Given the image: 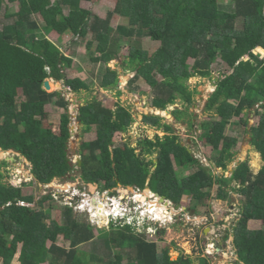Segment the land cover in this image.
<instances>
[{
	"label": "trees",
	"instance_id": "1",
	"mask_svg": "<svg viewBox=\"0 0 264 264\" xmlns=\"http://www.w3.org/2000/svg\"><path fill=\"white\" fill-rule=\"evenodd\" d=\"M81 1L0 0V149L24 156L38 183L64 178L73 167L68 157L70 115L61 114L58 133L44 128L37 117L48 103L68 106L61 91L48 92L43 82L46 78L63 81L74 92L89 90L90 84L66 78L63 69L69 65V57L43 31L58 30L63 24L57 40L62 34L79 37L82 31L89 33L86 47L91 74L103 89L118 86L117 72L106 64L120 58L127 47L122 69L135 72L127 83L129 92L141 94L148 87L151 107L162 111L180 101L171 113L189 130L196 128L189 105L197 91L189 89L187 80L193 76L211 78L213 65L220 60L227 69L218 74L216 87L206 100L204 109L211 116L198 123V138L211 148V163L225 168L224 159L233 157L238 144L236 136L227 131L228 125L246 126L242 114L252 110L259 121L251 127V143L263 160L257 173L244 160L229 177L213 174L180 142L172 125L156 114L145 115L143 121L163 136H146L136 147H120L113 143V137L129 129L134 121L131 110L119 103L111 109L93 98L79 108L83 132H96L95 139L80 144V178L102 190L114 188L116 181L140 190L148 185L174 204L189 195L193 208L204 203L200 192L207 191L210 197L217 185L216 197L226 200L229 184L238 181L243 204L234 226V245L245 264H264V229L247 227L249 221L264 224V57L253 52L255 48L264 51V0H231L228 5L221 0H115L105 16L82 7ZM114 15L127 18V25L113 27ZM99 37H108L109 42L98 53L92 46L100 42ZM143 37L158 43L157 47H145ZM139 80L145 84L143 88ZM3 177L0 172L2 264H13L16 255L19 264H90L91 260H101L96 253L87 255L77 249L93 237L88 222L79 221L69 207L61 211V221H56L53 212L58 205L50 203L51 195L42 196L33 207L18 204L20 200L33 203L35 197L24 195ZM113 227L100 236L105 248L113 244L120 250L131 249L126 257L120 250L113 251L106 259L109 264H209L205 258L194 263L183 255L170 259L168 249L159 251L156 242L147 240L143 232L130 225ZM60 234L69 247L58 245Z\"/></svg>",
	"mask_w": 264,
	"mask_h": 264
},
{
	"label": "rangeland",
	"instance_id": "2",
	"mask_svg": "<svg viewBox=\"0 0 264 264\" xmlns=\"http://www.w3.org/2000/svg\"><path fill=\"white\" fill-rule=\"evenodd\" d=\"M52 1L55 2V0ZM220 2L228 5L231 0H221ZM80 5L89 9L94 14L105 16L107 11L113 9L115 0H82ZM2 17L3 16H0V21L2 20ZM127 23V18L119 17L117 15L113 16V27H116L117 25H127ZM63 28L64 26L61 24L58 30L43 32L48 39L57 43L62 52L69 57V65L67 64L63 69L66 78H78L81 81H86L90 84V89H82L80 92H74L71 88L64 85L63 81H55L52 78H48L51 82L48 91H61L68 106L66 108H61L56 106L54 102L48 103L44 106V111L37 117L44 128H49L54 133H58L61 114L68 113L70 115L68 157L73 167L66 174V177L62 179L54 178L52 182L47 185H37L33 180H28L30 178L33 179L29 162L25 158L20 157L18 153L8 150L0 151V172L4 176V182L9 183L10 181V183L13 182L17 186H20L24 195L33 194L35 197L34 205H36L40 197L48 191L51 194L50 203H56L61 207L59 210L57 209V212L54 211L53 213V217L56 221H61V209H65V204L67 203L66 197L61 198L58 196V193H65V195H67L69 191L77 189L80 190V192H76V194L78 197L84 198V205L87 203L89 198L88 194L91 192L95 195L94 198L96 200L101 201V204H95V208L93 209L89 206L90 213H85L75 208L73 210L71 208L73 213H77V219L79 221L88 222L89 227L92 229V239H90L89 242L77 246L78 250L84 251L87 255L96 253L101 258L99 261L91 260L90 264H109L106 259L113 256V251L121 249L115 247L113 244H110L109 249L105 248L104 241H101L100 236L110 231L112 225H115V227H123L124 222L122 221L121 216L127 214L128 210H125L120 214L121 210L117 207L113 209L111 217L108 215L106 216L107 208L109 209L110 204H112L113 197L109 198L106 193H98L95 190L97 185L88 183L84 184L80 178V169L77 165L80 144L83 141H91L96 138L95 129L90 130L88 133H84L76 118L79 108L87 101L97 98L98 100H101L105 107L113 109L115 105L119 103L131 110L134 117L133 123L126 132H117L113 137V143L120 147H124L125 144L136 147L138 141L146 136L149 138H154L155 134L163 136L162 131L149 127L143 121L145 115L158 113L163 118V121L172 125L175 131L179 134L180 142L187 147H190L196 157L200 159L201 163L209 167L213 174L229 177L239 163L244 160L248 161L249 166L254 173H257L263 165L261 155L254 150L251 143V127L256 126L259 121V116L255 115L252 110H247L242 114V119L247 121L246 126H237L233 123L228 125L227 131L233 136H236L238 144L235 148V154L233 157L228 158L227 156V158L224 159L226 164L225 168L211 163V148L206 147L198 138L200 133L198 123L209 119L211 116V112H207L204 109V105L215 89L212 82H216L218 74L223 73L227 69L220 60L213 65L214 72L211 78L193 76L187 80V86L189 89H195L197 91L194 94L193 103L189 105V110L194 113L193 123L196 128L189 130L185 124L176 122L171 114V111L175 106L181 105L180 101L174 106H169L165 111H156L150 105L151 94L148 87H146L145 92L141 94L134 95L129 92L127 83L133 76L134 72L122 69V61L127 53V47L123 48L120 58L111 60L106 64L117 72L119 79L118 86L113 89H103L96 82L95 76L91 74L92 63L86 47L87 41L90 39V34L82 31L79 37H72L71 33H67L59 36L60 38L57 40L58 33ZM99 39L100 42L98 44L95 43L92 46V50H96L98 53L103 51L106 44L109 42L108 37H99ZM141 41L144 42L143 45L145 47L151 50L156 48V45L158 44L150 41L148 37L141 38ZM253 52L259 53L261 57H264V51L260 48H255ZM191 63L192 60H189V64ZM57 83L59 84L57 85ZM138 83L142 88L144 87L143 85H145L142 80H139ZM17 93V95L21 94L20 89ZM22 99L23 97L19 95L18 100L21 101ZM167 110H169L170 113H168ZM237 119L238 118H234L233 120L237 121ZM245 129H247V132H245ZM136 151L138 152L139 150L137 149ZM153 158L155 160L156 154H154ZM2 163H5V165H2ZM191 170L192 169L185 171L184 174L186 175ZM15 176L17 178H15ZM79 185L81 189L79 188ZM121 186L122 185L116 181V189L123 190V187ZM113 190L115 189H112V191ZM128 190L122 191L123 194H128L125 198L118 196L120 195L118 192L114 193L113 196L116 197V201L121 202V206H124V203L125 205H131L133 202L139 201L140 205H137V211L139 210V207H141L146 213L147 211H149L150 214L152 213L153 218L159 219L158 223L146 222V226L134 228L136 232H143L144 237L147 240L156 242L159 251L162 249H168L170 259H176L179 255H183L188 256V258L194 263L199 261L202 257H206L205 259H208L212 264H245L244 262H241L237 248L234 245V226L240 216L239 210L243 204L238 181H233L229 184L227 188L228 197L226 200H221L216 197L217 185L212 187L210 197L206 195L207 191L205 193L200 192V194L203 195L202 198L204 199V203L195 205L194 208L192 207L193 202L191 201L190 196L183 195L180 203L184 209L181 207L175 208L176 204L172 201H166L168 203L166 204L167 208H162L165 203L159 202L156 197H152L153 194L148 190H136L133 186H129ZM109 199L111 200L109 201ZM79 200L81 201L82 199ZM75 207L78 208L77 206ZM39 208L42 209L40 206ZM192 208L193 214L191 215L190 209ZM167 209L169 213L167 212ZM144 216L150 218L152 215L142 214L140 218ZM141 221L142 219L139 220V224H141ZM115 227H113L114 230L116 229ZM247 227L251 230L258 228L264 229V224H262L261 221H249ZM49 243L50 242H47V245H49ZM57 243L60 246H65L66 248L69 247V242L65 240L61 234L58 235ZM128 247L124 250H120L124 253V257H126L127 252L131 249V247L130 249ZM0 264H2L1 259ZM13 264H19L17 261V255L13 260Z\"/></svg>",
	"mask_w": 264,
	"mask_h": 264
},
{
	"label": "clouds",
	"instance_id": "3",
	"mask_svg": "<svg viewBox=\"0 0 264 264\" xmlns=\"http://www.w3.org/2000/svg\"><path fill=\"white\" fill-rule=\"evenodd\" d=\"M135 73V72H134ZM134 75V74H133ZM46 79H48V78H46ZM45 79V80H46ZM49 81H50V79H48ZM50 84H51V82H50ZM58 84V83H57ZM46 91H48V90H46ZM48 92H50V91H48ZM156 111H162V110H158V109H156ZM165 111V110H164ZM170 113V112H169ZM157 114V113H156ZM172 114V113H171ZM170 114V115H171ZM157 115H159V114H157ZM78 117H79V111H78V115H77ZM77 116H76V118H77ZM161 116V115H160ZM79 119H80V117H79ZM78 122H79V120H77ZM11 150V149H10ZM0 151H5V150H2V149H0ZM8 151V150H7ZM13 152H16V151H14V150H12ZM16 153H18V155H20V157H23V158H25L24 156H22L19 152H16ZM26 159V158H25ZM13 160H14V158H13ZM27 160V159H26ZM79 160H80V156H79V159H78V164L80 165L81 163H79ZM28 161V160H27ZM156 161H157V159H156ZM29 162V161H28ZM80 162H81V160H80ZM155 163V162H154ZM29 164H30V162H29ZM77 164V165H78ZM155 165H156V163H155ZM30 166H31V164H30ZM155 167H153V169H154ZM31 174H32V178L33 179H28L29 181H34L37 185H47V184H49L50 182H52V180L54 179H52L50 182H48V183H38L36 180H35V177H34V175H33V173H32V166H31ZM15 178H17L16 176H15ZM14 178V179H15ZM60 179H62V178H60ZM20 182H22V181H20ZM5 183H7V182H5ZM8 184H10V185H12V186H14V187H18V188H20V186H17L15 183H13V182H11L10 183V181H9V183ZM85 184V183H84ZM88 184H95V185H97L96 183H88ZM146 186H148V185H146ZM145 186V187H146ZM121 187H123L122 189L123 190H117L116 189V186L114 187V188H111V189H106V190H102L101 188H99V186L97 185V188L95 189L98 193H100V192H102L103 194L104 193H106L107 194V196L110 198V197H113L112 198V204H110V206H109V210H113V209H115V208H119L120 210H121V212H120V214L122 213V212H124L125 210H128L127 211V214H124L123 216H121V218H122V221L124 222V224L123 225H130L134 230H135V228L134 227H143V226H146V224L148 223V222H156V223H158V221H159V219H155V218H153V214L151 213H149V211H147V213H146V211L145 210H143V208H141V207H139V210L137 211V209H136V207H137V205H140V202L139 201H136V202H131L132 204L130 205V204H127V205H125V203H124V206L122 205L121 206V202H119V201H116V197L115 196H113L114 195V193H119L120 195H118V196H122L123 198H125V197H127L128 196V194H123V192L122 191H126V190H128V187L129 186H127V187H125V186H121ZM79 188L81 189V187H80V185H79ZM135 188V187H134ZM150 188V187H149ZM112 189H115V190H113L112 191ZM136 190H140V189H137V188H135ZM117 190V191H116ZM143 190V189H142ZM129 191V190H128ZM150 191H153V190H151L150 189ZM76 192H80V190H77V189H74L73 191H69L68 192V194L67 195H65V193H58V196L59 197H61V198H64V197H66V199H67V203L65 204V208L66 207H69L70 209L72 208L73 210H74V208L75 209H79V210H81V211H83V212H88V213H90V210H89V206L90 207H92V208H95L94 207V205L95 204H101V201H99V200H96L95 198H94V194L91 192L90 194H88V201H87V203L84 205L83 203L85 202V200H84V198H80V197H78L77 196V194H76ZM110 192H111V194H110ZM155 191H153L152 192V197H156V198H158L159 196H156L155 195V193H154ZM23 193V192H22ZM47 193V194H46ZM46 193H44L42 196H46V195H51L48 191H46ZM128 193V192H127ZM91 194H93V195H91ZM135 195H137V194H135ZM161 196V195H160ZM40 197V196H39ZM41 198V197H40ZM79 199H82L81 201L79 200ZM95 200V203H93L92 202V200ZM111 199H109V201H110ZM168 202V201H170V200H168V199H166V197H165V199H164V203L165 202ZM166 202V204H168ZM34 203H35V200H34V202L33 203H27V202H25V201H23V200H20V201H18V204H21V205H28V206H31V207H33V206H35L34 205ZM135 203V204H134ZM163 203V202H162ZM51 204H55L56 205V203H51ZM181 204V203H180ZM77 206L78 208H76L75 206ZM167 206V205H166ZM182 209H184V207L181 205L180 206ZM179 207V208H180ZM61 207H59L58 206V210L60 209ZM63 208V207H62ZM43 210H45V208H42ZM57 209L55 210V212H57L58 211ZM64 209H61V211H63ZM193 210V209H192ZM190 211H191V209H190ZM151 212H152V210H151ZM54 213V212H53ZM75 214H77V213H75ZM113 213L112 212H110V213H108L107 215L108 216H110L111 217V215H112ZM142 214L143 215H145V214H149V215H152L150 218H146L145 216L144 217H142V218H140L141 216H142ZM192 215V214H191ZM119 217V216H118ZM55 219V218H54ZM140 219H142V221L140 222L141 224H139V220ZM147 222V223H146ZM51 243V242H50ZM50 243H49V245H50ZM216 249H218V248H216ZM218 251V250H217ZM216 251V252H217ZM215 252V253H216ZM18 256V255H17ZM202 258H206V257H202ZM207 261H208V263L209 264H212L208 259H206ZM198 262V261H197ZM196 262V263H197ZM241 262H243L242 260H241ZM45 264H47V263H45Z\"/></svg>",
	"mask_w": 264,
	"mask_h": 264
},
{
	"label": "water",
	"instance_id": "4",
	"mask_svg": "<svg viewBox=\"0 0 264 264\" xmlns=\"http://www.w3.org/2000/svg\"><path fill=\"white\" fill-rule=\"evenodd\" d=\"M215 78V77H214ZM213 83V85H214V88L216 87V82H212ZM59 84V83H58ZM57 84V85H58ZM50 81L48 80V79H46L44 82H43V87H44V89L45 90H49L50 89ZM167 112L169 113V110H167ZM158 114V113H157ZM77 120H79V117L77 116ZM79 163H81L80 162V160H79ZM155 163H157V161H155ZM116 180V179H115ZM144 190H148V191H150V188H149V186H146L145 188H144ZM150 192H153V191H150ZM155 193V195L156 196H159V198H160V202H164V199H165V196H160L159 195V193H157V192H154ZM92 202L93 203H95V200L93 199L92 200ZM166 203V202H165ZM100 206V205H99ZM181 206V204L180 203H177L176 205H175V208H179ZM191 214H193V210L191 209Z\"/></svg>",
	"mask_w": 264,
	"mask_h": 264
},
{
	"label": "bare ground",
	"instance_id": "5",
	"mask_svg": "<svg viewBox=\"0 0 264 264\" xmlns=\"http://www.w3.org/2000/svg\"><path fill=\"white\" fill-rule=\"evenodd\" d=\"M0 155H1V153H0ZM152 193V192H151ZM160 198L158 197V201L160 202V200H159ZM159 207V206H158ZM162 208H167L166 207V203H165V205H163L162 206ZM91 209H93L92 207H91ZM151 210V209H150ZM95 211V210H94ZM113 210H109L108 208H107V214L108 213H110V212H112ZM167 212L169 213V211H168V209H167ZM107 214H106V216H107ZM99 217V216H98ZM102 218H104V217H102ZM161 218V217H160ZM158 219V218H157Z\"/></svg>",
	"mask_w": 264,
	"mask_h": 264
},
{
	"label": "crops",
	"instance_id": "6",
	"mask_svg": "<svg viewBox=\"0 0 264 264\" xmlns=\"http://www.w3.org/2000/svg\"><path fill=\"white\" fill-rule=\"evenodd\" d=\"M155 109V108H154ZM156 110V109H155ZM163 135H164V133H162ZM153 156H154V154L151 156V158L154 160V158H153ZM156 161V158H155V160L153 161V162H155Z\"/></svg>",
	"mask_w": 264,
	"mask_h": 264
},
{
	"label": "flooded vegetation",
	"instance_id": "7",
	"mask_svg": "<svg viewBox=\"0 0 264 264\" xmlns=\"http://www.w3.org/2000/svg\"><path fill=\"white\" fill-rule=\"evenodd\" d=\"M147 181H149V180H147ZM136 188V187H135ZM138 189V188H137Z\"/></svg>",
	"mask_w": 264,
	"mask_h": 264
}]
</instances>
